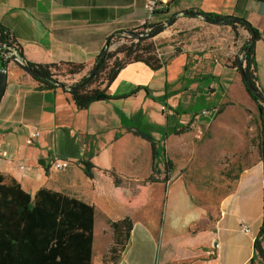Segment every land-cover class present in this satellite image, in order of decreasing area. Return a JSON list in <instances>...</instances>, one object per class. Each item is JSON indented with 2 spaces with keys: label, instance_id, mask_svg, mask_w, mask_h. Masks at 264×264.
Returning a JSON list of instances; mask_svg holds the SVG:
<instances>
[{
  "label": "crops",
  "instance_id": "0c3cea01",
  "mask_svg": "<svg viewBox=\"0 0 264 264\" xmlns=\"http://www.w3.org/2000/svg\"><path fill=\"white\" fill-rule=\"evenodd\" d=\"M183 11L236 17L259 32L255 66L264 93V0H168L166 11L154 22L162 24ZM147 16L145 0H0V22L20 44L27 61L86 64L82 73L74 75L82 78L112 34L138 28ZM175 25L186 31L182 51L158 70L141 62L127 65L108 87L107 93L115 99L94 102L86 109L72 103L62 88H45L17 66L9 70L0 104V155H5L0 173L18 181L32 200L46 188L94 207L97 176L109 183L114 199L125 207L119 218L133 220L128 248L117 264H259L255 240L264 220L262 161L243 171L235 189L211 211L190 203L181 178L147 183L140 194L144 204L138 208L115 196L111 173L132 178L135 184L145 181L153 164L172 150L170 139L184 136L186 132L176 134L182 128L196 129L206 117L201 111L222 101L239 71L213 60L212 76L191 80L188 65L197 68L201 64L197 59L203 60L207 53L213 59L215 52L243 49L251 39L244 27L234 30L184 15L177 17ZM234 33L242 43L235 44ZM214 83L217 90L208 97L206 85ZM138 87L142 88L132 94ZM124 95L129 96L121 98ZM137 130L154 139L156 159L152 143ZM34 131L40 137L28 145ZM56 159L68 161L70 167L56 170L52 166ZM82 161L93 164V179L86 176ZM95 227L96 212L92 264H105L112 232L109 224L103 226L102 235L109 241L101 249ZM216 242L219 249L214 248Z\"/></svg>",
  "mask_w": 264,
  "mask_h": 264
},
{
  "label": "trees",
  "instance_id": "16d2710c",
  "mask_svg": "<svg viewBox=\"0 0 264 264\" xmlns=\"http://www.w3.org/2000/svg\"><path fill=\"white\" fill-rule=\"evenodd\" d=\"M197 12L205 20L218 24L233 18L203 11ZM179 15L177 14V16ZM174 16L176 14L171 18ZM186 17L198 18L196 16ZM226 25L231 26L234 30L237 26H241L251 33L250 41L242 49L240 61H242L249 83L254 89L264 95L257 84L255 66V43L261 37L259 32L242 19ZM151 27L152 31L149 33H146L144 28H136L112 34L108 38L106 47L101 54L88 67V74H90L106 49H110L112 42L116 38H120L122 35H129L132 43L123 45L114 54H111L109 50L104 61L100 64L97 73L89 82L84 83L88 76L85 75L75 85L68 86L70 88L67 91L69 100L79 109H86L94 102L115 99V97L107 93L108 87L127 65L141 62L152 70H158L165 66L166 61L159 56L157 47L146 36L160 29L165 30L167 26L154 24ZM139 36H142L141 40L135 41ZM11 52H14V55L8 56ZM119 54H122L123 57L120 58ZM14 59L58 81L60 72L74 76L82 73L87 67L86 64L72 62L35 64L27 61L20 44L0 22L1 67L7 71L12 70L16 66L13 62ZM112 59L113 64L110 67L109 61ZM238 64L239 62L237 61L236 67H238ZM103 73H106V78L105 80H100ZM34 79L45 88H58L51 81L40 78ZM104 82H107L105 86H103ZM75 87L77 88L73 89ZM141 88L138 87L132 94ZM245 88L251 98L260 105L263 125L261 161L264 163V103L253 96L246 86ZM128 96L124 95L121 98ZM189 128V126L182 128L176 134L188 132ZM135 133L152 143L153 156L156 159L158 152L154 139L140 130H137ZM166 163H169V160ZM81 164L84 167L86 176L93 179V164L89 161H82ZM154 174L155 170L153 169L152 175L143 183L146 185L147 183L167 182L169 180L168 174L163 180L156 179ZM111 175L114 177L115 196L118 200L130 205L132 208H138L144 204V199L133 203L135 199L122 197L119 192L121 178L113 172ZM94 217L95 207L93 205H88L85 202L46 188L40 189L32 200L31 196L22 189L18 181L0 173V264H92ZM109 226L113 240L108 252L103 257V262L105 264H117L128 248L133 230V220L130 216H126L116 221H110ZM255 249L259 264H264V220L259 236L255 240Z\"/></svg>",
  "mask_w": 264,
  "mask_h": 264
},
{
  "label": "rangeland",
  "instance_id": "374dc122",
  "mask_svg": "<svg viewBox=\"0 0 264 264\" xmlns=\"http://www.w3.org/2000/svg\"><path fill=\"white\" fill-rule=\"evenodd\" d=\"M163 33L150 39L157 47V52L165 61L183 50L182 39L186 38V31H180L175 23L168 25ZM163 31V32H164ZM235 34V33H234ZM235 44L243 42L239 34L234 35ZM141 39H135L139 41ZM132 39L129 35H122L116 38L111 46L110 53L114 54L123 45H129ZM233 42L228 45L232 47ZM214 53V52H213ZM215 57L208 55L201 56L203 60L197 59L201 64L193 68L188 65L186 73L191 80H197L203 76H212L210 72L213 60L231 67L237 66V61L242 57V49L236 48L230 53L227 50L214 53ZM120 58L122 54L118 55ZM113 59L109 61L110 67ZM237 79L227 89L216 108L218 113L213 117H205L200 120L194 130H189L184 136H173L170 139L172 150L165 152L157 163L153 164L155 178L163 180L169 175L168 181L181 178L184 181L186 191L190 194V203L195 207L211 211L219 207L225 196L230 194L243 171L261 162V138L263 125L260 114V105L254 101L243 84L240 72L236 71ZM60 72L59 81L67 86L78 83L82 77H76ZM88 75V73H87ZM106 73L102 74L100 80H105ZM194 78V79H193ZM214 81V79H211ZM107 82H104L105 86ZM208 97H212L217 90V84L206 85ZM192 90H197L194 87ZM196 93V92H195ZM201 106L198 107L200 109ZM208 109V108H207ZM169 160V163L166 161ZM264 166V163H263ZM99 173L100 171L97 170ZM108 174V171H104ZM119 192L127 199L137 196L133 203H136L144 194L146 185L142 181L135 184L134 179L125 175H119ZM85 177V176H84ZM132 180V181H130ZM160 188V185H157ZM96 245L104 248L109 239L103 236L102 228L111 220L121 218V210L125 207L119 205L112 195L111 185L104 184L97 176L96 180ZM120 217V218H119ZM97 255L95 256V258ZM96 262L95 264H100Z\"/></svg>",
  "mask_w": 264,
  "mask_h": 264
},
{
  "label": "water",
  "instance_id": "95a60500",
  "mask_svg": "<svg viewBox=\"0 0 264 264\" xmlns=\"http://www.w3.org/2000/svg\"><path fill=\"white\" fill-rule=\"evenodd\" d=\"M180 15H184V16H196L202 20H204L205 22L209 23V24H213V25H226V24H229V23H233V22H236V21H239L240 19L239 18H236V17H233L229 20H226L225 22H222L221 24H218V23H215V22H211V21H208V20H205L202 15L198 12H189V11H183L180 13ZM177 15L174 16L173 18H171L167 23L168 25H172L176 22L177 20ZM164 30L163 29H160L154 33H151L149 35L146 36V38H154L155 36L159 35L160 33H162ZM142 36H139L138 39H141ZM109 51V48L106 49V51L103 53L102 57L99 59V61L96 63V65L94 66V68L92 69V71L90 72V74H88L87 76V79L84 81V83H87L89 82L94 76L95 74L97 73L98 69H99V66L100 64L104 61L107 53ZM14 64H16L17 67H19L22 71H24L25 73L29 74L31 77L33 78H40V79H43V80H48V81H51L53 83H55L58 87L62 88L63 90L65 91H69L70 88L68 86H66L64 83L48 76V75H45V74H42L40 73L39 71L37 70H34V69H31L29 68L26 64L22 63V62H19L17 59H14L13 60ZM238 67H239V72H240V76H241V79L243 81V83L245 84V86L247 87V89L249 90V92L255 96L259 101H261L262 103H264V95L257 91L256 89H254V87L249 83L246 75H245V72H244V69H243V65H242V61H239V64H238ZM7 84H8V71L3 69L0 65V104L3 100V97L5 95V92H6V89H7ZM77 87L73 88V89H76Z\"/></svg>",
  "mask_w": 264,
  "mask_h": 264
},
{
  "label": "built area",
  "instance_id": "2783aa9c",
  "mask_svg": "<svg viewBox=\"0 0 264 264\" xmlns=\"http://www.w3.org/2000/svg\"><path fill=\"white\" fill-rule=\"evenodd\" d=\"M168 6V0H145V10L147 12V19L144 20V22L138 27V28H144V31L146 33H149L152 31L151 25L155 24V17L157 15L163 14ZM110 50V49H109ZM14 55V52H11L8 54V56ZM218 113V109L216 107H212L209 109L202 110L200 115L213 118ZM40 137L39 131H34L31 133V135L27 139V144L32 145L38 138ZM4 154L0 155V163L2 161V158L4 157ZM52 166L56 170H65L70 167V163L68 161L56 159L52 162ZM246 233H249V228H245L244 230ZM215 249H219V243L214 244Z\"/></svg>",
  "mask_w": 264,
  "mask_h": 264
}]
</instances>
